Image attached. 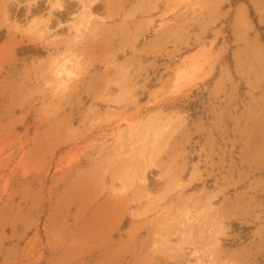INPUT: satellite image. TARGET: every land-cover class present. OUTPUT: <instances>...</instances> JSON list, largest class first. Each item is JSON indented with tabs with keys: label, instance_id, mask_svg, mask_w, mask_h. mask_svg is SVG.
I'll list each match as a JSON object with an SVG mask.
<instances>
[{
	"label": "rangeland",
	"instance_id": "obj_1",
	"mask_svg": "<svg viewBox=\"0 0 264 264\" xmlns=\"http://www.w3.org/2000/svg\"><path fill=\"white\" fill-rule=\"evenodd\" d=\"M56 2L0 0V264H264V0Z\"/></svg>",
	"mask_w": 264,
	"mask_h": 264
},
{
	"label": "clouds",
	"instance_id": "obj_2",
	"mask_svg": "<svg viewBox=\"0 0 264 264\" xmlns=\"http://www.w3.org/2000/svg\"><path fill=\"white\" fill-rule=\"evenodd\" d=\"M93 16H94V14H93ZM93 16L81 17L80 23L77 24L76 29H75L77 31V33H79L81 31V29H83L85 31L88 29V27L91 25V21L93 19ZM39 26L40 25L37 23V21L35 19H33L24 28V34L28 35V34H31V32H35L39 28ZM20 30H21V26L17 25V31H20ZM40 35L42 36L43 33H40ZM73 60H74V58L66 59V60H64V62L62 64L58 65L57 66V70H56L57 76L65 75V76L69 77L70 79L74 78L75 75H76V72L67 70L65 68V65H69V64H71L73 69L79 68L78 62L77 63H73ZM66 84H67V81L65 83H62L59 87L64 88V87H66Z\"/></svg>",
	"mask_w": 264,
	"mask_h": 264
},
{
	"label": "bare ground",
	"instance_id": "obj_3",
	"mask_svg": "<svg viewBox=\"0 0 264 264\" xmlns=\"http://www.w3.org/2000/svg\"><path fill=\"white\" fill-rule=\"evenodd\" d=\"M60 1H61V0H57L56 4H58L57 7L61 9V8H63V4H62L63 2H60ZM89 9H90V8H89ZM90 13H91V12L89 11V14H90ZM85 14H86V13H85ZM73 15H74V13H73ZM83 16H84V15H83ZM33 17H35V16H33ZM84 17H85V16H84ZM88 17H89V16H88ZM45 23H46V22H45ZM45 23H44V26H45ZM48 23H49V22H48ZM46 24H47V23H46ZM48 25H49V24H48ZM48 25H46V27H44V28L47 29V28L50 26V25H49V26H48ZM47 26H48V27H47ZM49 28H50V27H49ZM49 28H48L47 30H49ZM40 29H41V28H39V30H40ZM41 30H43V29H41ZM41 30H40V31H41ZM43 32H44V30L42 31V33H43ZM47 32H48V31H47ZM45 33H46V30H45ZM58 77H59V76H58ZM60 80H61L62 82L65 80V79L62 77V75H60ZM67 80H68V79H67ZM64 82H65V81H64ZM58 83H59V82H58ZM60 85H61V84H60Z\"/></svg>",
	"mask_w": 264,
	"mask_h": 264
}]
</instances>
